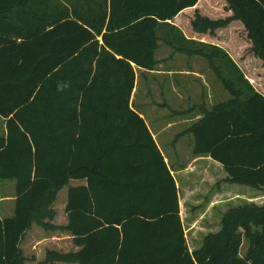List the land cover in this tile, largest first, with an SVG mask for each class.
Listing matches in <instances>:
<instances>
[{
	"label": "trees",
	"instance_id": "16d2710c",
	"mask_svg": "<svg viewBox=\"0 0 264 264\" xmlns=\"http://www.w3.org/2000/svg\"><path fill=\"white\" fill-rule=\"evenodd\" d=\"M66 1L44 10L48 0H0V179L16 180L14 215L0 217V264H28L22 243L34 224L69 231L80 248L48 250L36 264H264V202L229 207L191 250L176 180L131 105L135 66L153 69L159 40L182 37L170 21L210 42L177 48L204 56L231 95L188 110L203 115L187 130L193 153L222 163L221 181L263 193L264 80L255 88L232 53L244 32L264 65V0ZM70 179L87 184L70 189L69 222L55 225Z\"/></svg>",
	"mask_w": 264,
	"mask_h": 264
},
{
	"label": "crops",
	"instance_id": "0c3cea01",
	"mask_svg": "<svg viewBox=\"0 0 264 264\" xmlns=\"http://www.w3.org/2000/svg\"><path fill=\"white\" fill-rule=\"evenodd\" d=\"M170 22L181 30L183 43L173 45L161 38L159 46L155 51L157 60L155 67L153 69H145L135 66L136 83L131 97V105L145 119L176 180L183 221L184 215H187L191 224V232L193 231V236L191 235L192 243H190V248L193 250L202 244V240L206 234L217 232L221 229L223 215L228 210L226 197L229 192V183L221 181L227 176L222 163L208 155H195L193 153L194 135L187 131L190 126L203 116L200 110L188 111L190 108L196 105H203L211 109L216 105L208 107L204 101L201 104H197L198 92L200 96H206V100L207 98H212V95H214L215 90L212 89L213 87L208 81V77L211 71L215 76L216 74L204 56L189 54L177 48H185L190 45L196 46L198 43L201 44L206 41L190 37L179 24ZM165 25V23H162L159 28L162 36H167L169 32L173 31L169 26ZM243 73L245 74V72ZM245 77L252 82L246 74ZM216 78L219 79L217 76ZM205 91H207V94ZM228 95L229 97L223 101L230 99V93ZM2 121H4L6 126V119L4 118ZM6 133L7 129L5 128L1 135H5ZM68 184H70L68 189L69 195L72 187L86 185L87 180L70 179L66 185ZM15 185L16 181H11L10 185L0 182V190L3 192L0 194L1 218L14 215L16 201ZM214 186L215 188H213ZM5 188H8L9 192H5L7 190ZM256 191L252 187L243 186L238 188L235 194H240L247 202L262 204L264 202V192ZM67 203L68 197L59 206L57 200L55 201L53 207L56 215L52 220V223L55 225L65 226L68 224ZM201 223L207 224L205 235L197 230L198 226L202 228ZM218 223L219 225H217ZM213 227H216V229H212ZM26 238L27 240L29 238V243H32L33 249L38 248L41 240L48 238L57 240L67 239L71 245L69 251H78L80 249L73 242V235L69 231H47L37 224H34L27 232ZM24 241L22 248L27 257L28 264H36L38 261L44 260L48 250H57L48 248L41 255L34 252L33 255H37V257L32 256V261L27 256ZM34 241L37 244H34ZM241 254L244 253L241 252ZM57 264L79 263L58 262Z\"/></svg>",
	"mask_w": 264,
	"mask_h": 264
},
{
	"label": "rangeland",
	"instance_id": "374dc122",
	"mask_svg": "<svg viewBox=\"0 0 264 264\" xmlns=\"http://www.w3.org/2000/svg\"><path fill=\"white\" fill-rule=\"evenodd\" d=\"M61 1L62 0H48V3H46V5H41V7L44 10H45V8H47V6H48V8L54 7V6L58 7V4H60ZM63 1L67 3L66 0H63ZM219 4H220L219 6L221 8L224 4V0H219ZM169 35L172 36L173 32H171ZM174 36L176 39L175 43H177V44L183 43L182 38L181 37L179 38L178 34H175ZM240 36H241L240 50L238 52V55H235V53H232V56L237 62H239L240 66L242 67L245 74L249 78L252 77L251 75H254V76L256 75L255 77L258 81H256V83H254L255 87L258 89L259 88L261 89V87L259 85V80L260 79L264 80V65L251 52L249 40H248L247 36L245 35V33L241 32ZM232 44L234 46L233 42H232ZM208 81L210 82L211 86L213 87L212 89L215 90V93H214V95H212V98H210V99L207 98V100H206V96L205 97L200 96L199 92H198L197 93L198 94L197 95V104H201L202 101H204V102H206L208 107H212L214 104H217L218 102L223 101L229 97V95H228L229 91L224 87L223 84H221L222 82L216 78V76L214 75V73H212V71L210 72V75L208 77ZM263 84H264V82H263ZM262 88H264V87H262ZM205 93L207 94V91H205ZM2 120H4V118L2 116H0V135L2 134V131H4V129L6 128L5 123ZM11 181L15 182L16 180L15 179H0V182H4L5 184H9V185H10ZM72 181H79V180H72ZM69 187H70V184L66 185L64 187V189L59 192L58 199H57L58 206L61 205L64 200L65 201L67 200ZM240 187H243V186L240 184H237V183H233V184L229 183V186H228L229 192H228L227 197H226V200H227L226 203L228 205V208L232 207V206H236V205H242L245 202H247L245 199H243L244 197H242L240 194H235L236 190ZM213 188H215V186ZM5 189H7V190H5V192H9L8 188H5ZM14 189L16 191V185H15ZM253 189L256 190L255 188H253ZM2 193H3L2 190H0V194H2ZM181 216H182V214H181ZM183 222H184V226H185L187 239H188V242L190 244V243H192L191 238L193 236L192 235L193 231L191 232V229H190L191 224L189 223V219H188L187 215H184V221ZM206 225H207L206 223H201L202 228H199V226H198L197 230H199L202 234L205 235V231L207 230ZM217 225H219V223ZM212 229H216V227H213ZM29 241H30L29 238H28V240L26 238L24 241V245L26 247V253H27L29 260H32L31 259L32 256L37 257V255H33L34 252L38 255H41L48 248H53V249H57V250H61V251H69V249L71 248V245L69 244L67 239H60V240L58 239L57 240L54 238L53 239L48 238L46 240H41L42 243L41 242L39 243L38 248H37L38 250L33 249L32 248L33 245H32V243H29ZM35 243L37 244L36 241H34V244ZM247 247H248V241L245 240L241 252L245 253V251L247 250Z\"/></svg>",
	"mask_w": 264,
	"mask_h": 264
}]
</instances>
